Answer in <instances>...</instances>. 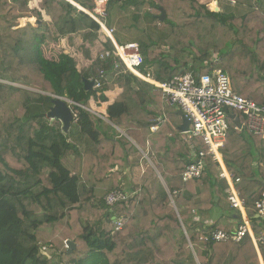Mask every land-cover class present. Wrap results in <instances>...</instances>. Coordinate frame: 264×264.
<instances>
[{"label": "trees", "instance_id": "trees-1", "mask_svg": "<svg viewBox=\"0 0 264 264\" xmlns=\"http://www.w3.org/2000/svg\"><path fill=\"white\" fill-rule=\"evenodd\" d=\"M35 1L0 0V264H263L264 244L250 235L239 242L205 239L215 230L230 232L221 165L202 138L179 131L180 107L127 70L113 40L86 13H94L95 1ZM119 6L133 8L142 73L151 70L157 81L169 82L221 69L236 94L264 104L263 12L228 18L196 0H108L107 28ZM31 18L49 22L21 26ZM58 40L67 53L47 58L44 46ZM229 44L235 53L223 55ZM86 80L100 87L87 91ZM117 88L122 92L104 116L135 143L94 113L93 104L109 103L106 94ZM51 95L73 102L67 133L47 117ZM228 125L220 155L240 180L236 188L258 238L264 235V217H256L264 194V140L235 111ZM200 152L204 172L185 182L183 173ZM115 190L136 196L108 206ZM215 208L221 213L207 225ZM121 217L128 220L116 230ZM67 241L76 245L71 254Z\"/></svg>", "mask_w": 264, "mask_h": 264}, {"label": "built area", "instance_id": "built-area-1", "mask_svg": "<svg viewBox=\"0 0 264 264\" xmlns=\"http://www.w3.org/2000/svg\"><path fill=\"white\" fill-rule=\"evenodd\" d=\"M96 8L94 13L87 12L96 23L109 35L113 40L117 54L123 64L134 76L153 85L163 96L180 107L190 121V128L187 135L190 138L200 137L203 139L210 154L221 165V177L228 182L226 193L231 203L232 209L241 215V222L233 232L215 230L210 238L215 242H239L246 235H250L256 245L264 244V235L255 238L249 217L246 212L245 201L236 188L239 179L233 180L220 155V149L225 146L229 135L228 119L230 111L239 113L245 120L246 126L250 133L264 140V104H258L249 100L233 91L230 76L221 69L214 70L211 74L196 75L193 71L175 77L169 82H160L154 78L151 72L142 73L141 67L144 59L141 55L140 45L136 42L126 45H119L113 37L114 28H107L102 21L106 18L108 0H94ZM235 3V2H233ZM209 9V7H208ZM82 10V9H81ZM109 57L106 53L102 58ZM220 61V60H219ZM99 88L100 84L95 83ZM157 126L151 128L154 132ZM198 160L189 164L183 173L185 182L198 179L202 176L205 164L202 158L204 152L194 154ZM131 195L123 190H115L106 197L108 206H114L119 202L128 201ZM258 214L264 217V194L256 203ZM116 230H120L123 225V218L115 220ZM67 248L68 241H67ZM41 253L49 256L50 250L47 246H41Z\"/></svg>", "mask_w": 264, "mask_h": 264}, {"label": "crops", "instance_id": "crops-1", "mask_svg": "<svg viewBox=\"0 0 264 264\" xmlns=\"http://www.w3.org/2000/svg\"><path fill=\"white\" fill-rule=\"evenodd\" d=\"M196 1L199 4L206 6L207 9L209 7V9H208L209 11L215 12V13L225 14L228 18L243 16L246 13H248L250 10H252L254 6H257V8L261 12L264 13V4H258L259 0H196ZM233 2H235V3H233ZM213 5L217 6V8L220 10V12L218 10L217 11L213 10L212 9ZM132 42H135V41H130L128 43H132ZM128 43H125L124 45H126ZM66 53H67V51H66ZM220 61H221V59H220ZM121 92H122L121 89L117 88L114 92L107 93L106 96L110 100L109 103H102L100 105L95 104V103L93 104L94 113H96L98 116L103 118L110 125H113V124L110 122L108 117L104 116V115H106L108 106L113 103V101L121 94ZM140 99L144 102V100L142 99L141 96H140ZM169 102H170V104H172L171 101H169ZM129 105L131 107H136V103L133 102L132 100L129 102ZM172 105H175V104H172ZM140 111L142 114L141 118L146 119L148 113L146 111H143V110H140ZM164 118H165L164 116H159V120H164ZM113 126L117 129V131L120 134L130 138L126 133V130L119 129L115 125H113ZM151 132H153V131L151 130ZM155 132H157V131H154L153 133H155ZM146 157L148 158V154H146ZM148 160H149L150 164L152 166H154L152 161L150 159H148ZM142 171L144 172V170H142ZM125 173L126 172H124L123 175H125ZM220 213L221 212L219 211V209L215 208L211 212V216H209L210 219L206 220V224L207 225L212 224L213 220H215V218L218 217L220 215ZM240 222H241V215L237 211L230 208V232H233L237 228V226L239 225Z\"/></svg>", "mask_w": 264, "mask_h": 264}, {"label": "rangeland", "instance_id": "rangeland-1", "mask_svg": "<svg viewBox=\"0 0 264 264\" xmlns=\"http://www.w3.org/2000/svg\"><path fill=\"white\" fill-rule=\"evenodd\" d=\"M31 1H32L33 4H36L35 0H31ZM258 4H264V0H259ZM132 10H133V8H131V9L130 8L123 9V8H121L119 6V7H116L114 9L113 13L111 14V18L109 20V22H110L109 24L111 25V27H113L115 29V33L113 34V37H114V40L118 44L124 45L125 43H128L130 41H135L136 42V38L140 34V32L135 27L132 26L133 23H134V21L132 19V17H133L132 16L133 15L132 14ZM149 10H150V6L147 5L146 6V11L149 12ZM252 10L260 11L257 8V6H254ZM33 19L38 20V22H34L35 20H33ZM47 20L48 19H45V18L41 19V20L38 19V18H31V19H22L20 21V23H21V26H24L28 22H31L36 27H44L46 25V21ZM39 22H42V24L39 25L38 24ZM47 22H49V21H47ZM63 45H64L63 41H60V40H58L56 43L45 45L44 49H43L45 56L47 58L57 59L63 52L64 53L66 52V51H64ZM228 52H230L231 55H233L235 53L234 48L230 44L227 47H225V50L222 51L221 53L223 55H225ZM150 72H152V71L150 70ZM239 80H241V78ZM253 83H254V81L250 82L249 85H251ZM260 84L263 85V82L260 81ZM17 87H22V89H24L26 91H29V92L38 91V90H35L33 88H29V87H25V86H19L18 85ZM42 93L47 95V93H44V92H42ZM260 95H261V97H264V87H262V89L260 90ZM261 143L264 146V142L262 141ZM128 193L131 195V198L136 196V193H131V192H128ZM121 218H123V222H124V220L125 221L128 220L126 217H121Z\"/></svg>", "mask_w": 264, "mask_h": 264}, {"label": "water", "instance_id": "water-1", "mask_svg": "<svg viewBox=\"0 0 264 264\" xmlns=\"http://www.w3.org/2000/svg\"><path fill=\"white\" fill-rule=\"evenodd\" d=\"M70 1V0H68ZM82 9V8H81ZM161 16L159 17L160 21H164L166 19V13L163 9H161ZM39 25L42 24V22L38 23ZM95 87V82H90L88 80L85 81V89L87 91L93 90ZM34 92H40V91H34ZM42 93V92H41ZM53 101H52V106L47 114V117L51 120H58L62 123V129L65 133L69 131L71 128L72 123L74 122L75 116L73 113V110L70 107V104H72V101H69L66 98H61L58 96H53ZM173 104V102L171 101ZM177 114L181 117L182 124L179 127V131L182 134H187L189 132L190 128V121L184 114L182 110H178ZM257 218H261L259 214L256 216ZM115 220V218H114ZM68 246H69V254H71L75 248L76 245L74 242L68 241ZM198 260V259H197Z\"/></svg>", "mask_w": 264, "mask_h": 264}]
</instances>
